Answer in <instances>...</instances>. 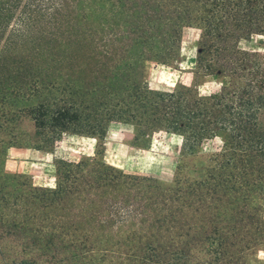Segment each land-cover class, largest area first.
I'll list each match as a JSON object with an SVG mask.
<instances>
[{
  "label": "trees",
  "instance_id": "obj_1",
  "mask_svg": "<svg viewBox=\"0 0 264 264\" xmlns=\"http://www.w3.org/2000/svg\"><path fill=\"white\" fill-rule=\"evenodd\" d=\"M193 24L203 29L196 74L222 87L205 96L152 90L147 65L176 64ZM253 36H264V0H0V100L28 115L50 147L63 135L100 139L112 122L143 137L177 135L184 154L224 137L204 180L182 170L170 188L96 159L58 160L56 189L30 186L32 202L47 214L97 191L108 217L90 216L72 241L52 225L1 221L0 264L83 263L109 226L131 220L151 229L140 264H241L264 247V55L239 48Z\"/></svg>",
  "mask_w": 264,
  "mask_h": 264
},
{
  "label": "rangeland",
  "instance_id": "obj_2",
  "mask_svg": "<svg viewBox=\"0 0 264 264\" xmlns=\"http://www.w3.org/2000/svg\"><path fill=\"white\" fill-rule=\"evenodd\" d=\"M202 33V26L198 24L185 26L181 34L179 61L169 66L155 63L147 65L145 80L152 90L172 92L183 86L192 89L196 87L200 95L205 96L222 87L221 78L196 74ZM1 39L0 49L4 44ZM239 48L264 55V36L243 40ZM14 109L10 102L0 100V222H15L18 225L25 223L33 229L44 225L47 230H52V225L65 230L69 234L68 241L74 239L72 235L75 228L84 232L90 216L98 213L100 219L108 217L102 204L107 196L103 197V193L96 191L90 195L88 202H84V195L75 194L66 201L56 203L45 214L43 204L32 202L29 187L56 189L58 160L79 162L96 159L100 164L112 166L126 175L152 178L158 185L170 188L175 186L176 175L182 170L193 179L204 180L213 165V156L224 144L223 135H217L206 140L195 152L184 154L182 139L177 135L157 132L143 137L131 124L112 122L100 139L63 135L54 147H50L36 135L31 118L25 114H16ZM38 146L46 147L42 150L45 154L34 152ZM97 224H92V227ZM106 231L110 232H106L108 240H104L105 244L98 247L91 259L83 263L73 259L61 263L47 262L44 257L38 262L140 264V257L144 253L141 252L142 248H148V242H152L151 229L144 220H131L115 228L109 226ZM11 239L5 241L4 248L9 250V245L15 246ZM240 263L264 264V247L243 254Z\"/></svg>",
  "mask_w": 264,
  "mask_h": 264
},
{
  "label": "crops",
  "instance_id": "obj_3",
  "mask_svg": "<svg viewBox=\"0 0 264 264\" xmlns=\"http://www.w3.org/2000/svg\"><path fill=\"white\" fill-rule=\"evenodd\" d=\"M75 136V135H74ZM34 152L36 153V154H45L42 150H38V149H36V150H34ZM41 155V156H42ZM17 172H23L24 173V171H17Z\"/></svg>",
  "mask_w": 264,
  "mask_h": 264
}]
</instances>
